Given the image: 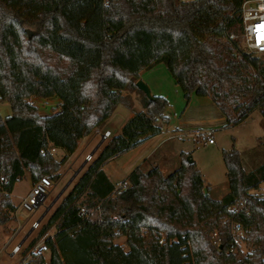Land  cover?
I'll return each instance as SVG.
<instances>
[{
	"label": "trees",
	"instance_id": "1",
	"mask_svg": "<svg viewBox=\"0 0 264 264\" xmlns=\"http://www.w3.org/2000/svg\"><path fill=\"white\" fill-rule=\"evenodd\" d=\"M244 1L0 0V100L12 110L0 114V176L9 193L27 170L34 183L43 175L58 181L82 138L119 104L132 108L125 91L141 94L144 108L104 145L31 243L55 226L45 239L49 260L32 253L27 264H264V203L249 193L264 179V164L247 172L239 150H224L229 192L218 200L189 153L169 175L136 167L124 189L103 169L163 132L168 100L149 99L136 85L142 70L159 63L187 100L210 97L226 125L254 109L264 114V59L231 37L241 33ZM53 97L60 104L41 115L32 98ZM50 146L66 155L56 159ZM235 204L244 208L233 212ZM14 209L12 197L0 194V225ZM232 219L249 227L251 252L230 251L224 222ZM216 230L220 249L210 236ZM120 236L128 249L115 242Z\"/></svg>",
	"mask_w": 264,
	"mask_h": 264
},
{
	"label": "rangeland",
	"instance_id": "2",
	"mask_svg": "<svg viewBox=\"0 0 264 264\" xmlns=\"http://www.w3.org/2000/svg\"><path fill=\"white\" fill-rule=\"evenodd\" d=\"M35 29V27H31ZM235 35L240 36V31H237ZM240 47L242 50L247 51L240 37ZM264 59V58H262ZM139 80H142L151 90L152 96H162L168 100V106L165 110V115L168 117V122L164 123L159 121L163 127L162 134L156 138L155 154L145 161L140 167L143 171L147 172L154 167H159L164 175H169L176 170L182 163V153H189L187 156L196 162L198 169L201 171L203 179L205 181V189L210 192L213 199H222L229 192V181L227 177V169L223 158V151L236 148L240 151L242 156V162L245 170L250 172L255 170L259 166L264 164V114L254 109L251 113L242 121L231 125H226L225 121L220 120L214 121L207 125L202 126H189L183 124V121L187 119H205L210 118L212 115L205 114L201 115L200 109L203 107L201 102L205 97L191 95L190 100L185 98V95L175 79L169 72L168 68L164 63H159L150 69L142 70L139 74ZM125 95H128L133 103L132 108L127 107L124 104H119L114 110L110 118H108L100 127L94 130L95 134L101 133L104 129L109 128L112 131L111 136L107 137L99 148V151L91 160L85 159L87 153L91 152L97 143V140L101 139L100 135L95 142H93L86 151L82 152L79 157L80 162L86 160V166L83 170L79 171L78 174L72 179L74 169L72 166L69 167L66 162L63 163V173H68V177L63 178L56 182V186L50 192L47 200L48 206H50V213L54 212L56 207L64 199V197L72 190L78 178L83 174L86 168L95 160L104 145L114 136L121 133V126L126 123L129 119L131 111L140 112L144 110L141 102V94L137 91H125ZM32 102L35 103L40 110H44L46 102H42L37 98H32ZM54 103H50L47 108L49 113L54 108ZM50 109V110H49ZM47 112L42 111V114ZM12 113L11 105L8 101L0 100V114L3 118ZM216 114H213L215 116ZM212 130L213 143L201 140V138H195L191 133V130L197 129H208ZM193 131V132H194ZM105 133V132H104ZM160 142V143H159ZM80 152V151H79ZM55 158L60 160L62 154L59 152L54 153ZM125 154L109 160L103 167L105 171L111 176L113 182L118 185L127 177L129 166L127 165L130 157L124 156ZM61 167V168H62ZM72 169V170H71ZM60 173V176L63 174ZM50 176V175H49ZM34 184V180L31 178L29 171L25 173L23 179L18 182L16 186V195H26ZM126 184V183H124ZM15 205L19 206L20 201L16 197L14 198ZM41 210H35L32 213H26L21 208L18 210V216L21 219L19 224L17 222H11L5 230L8 233H2L0 230V264H11L21 258V256H11L13 246L21 241V239L27 234L32 228V222L36 220L41 214ZM17 233L15 238L10 244L4 245L6 239L14 232ZM147 229L148 228H144ZM40 229H36L32 235L30 243L38 238ZM143 231V230H142ZM150 232V231H149ZM148 232V234H149ZM215 232V231H214ZM214 232H210L211 239H213ZM147 234V236H148ZM163 237L165 234H162ZM39 240V239H38ZM117 243L123 245L125 249H128L126 245V237L120 236L116 239ZM30 245V244H29ZM243 253L251 252L253 250L252 245L248 244L244 247ZM50 251L45 254V259L49 260Z\"/></svg>",
	"mask_w": 264,
	"mask_h": 264
},
{
	"label": "built area",
	"instance_id": "3",
	"mask_svg": "<svg viewBox=\"0 0 264 264\" xmlns=\"http://www.w3.org/2000/svg\"><path fill=\"white\" fill-rule=\"evenodd\" d=\"M184 3H191L195 0H180ZM108 3V0H106ZM241 33L240 36L232 34V38L240 37L247 51L264 58V0H245L241 8ZM212 130L210 129H197L192 132L195 138H201L209 143H213ZM111 136V131L107 130L103 134L104 138ZM57 147L50 146L49 151L54 154ZM42 152H45L44 150ZM93 155L87 154L85 159L91 160ZM5 182V177L0 176V194H6L12 196L5 188L3 183ZM54 183L49 175L41 176L37 182H35L31 189L26 195H17L20 201V208L26 213L34 212L49 196ZM118 188H125V185L121 182L118 184ZM250 195L264 203V179L259 183V185L249 191ZM244 206L242 204H235L230 207L233 212L239 213ZM224 225H228L230 228V234L233 241V247L230 249L232 253H238L244 251V247L248 245V238L250 229L242 221L232 219L231 221L226 220ZM41 227V222L39 220H34L32 222L33 229H39ZM149 230L143 229V235L147 236ZM44 235L36 241L27 251H24L22 244H15L12 248V254H19L21 258L16 264H27L32 253L44 254L45 251L49 249L46 246L44 240ZM213 239L215 245L220 249L222 246V237L219 231L216 230L213 234ZM160 243H164V238L160 239Z\"/></svg>",
	"mask_w": 264,
	"mask_h": 264
},
{
	"label": "crops",
	"instance_id": "4",
	"mask_svg": "<svg viewBox=\"0 0 264 264\" xmlns=\"http://www.w3.org/2000/svg\"><path fill=\"white\" fill-rule=\"evenodd\" d=\"M39 99L40 101L42 102H46V103H49V104H46L45 107H43L44 112H47V108L50 106V103H54V105L52 106L54 109L60 104V99L59 98H56V97H53V98H48V99H42V98H37ZM201 105L203 106L200 111L201 112V115H207V114H210L212 115L210 118L208 119H205V117L203 116L202 119H187L185 121H183V124L185 125H189V126H202V125H208L214 121H217V120H220L222 122L225 121V117L221 114V112L219 111V109L215 106V104L213 103V101L211 100L210 97L206 96L203 101L201 102ZM50 110V109H49ZM42 111L40 110V114L41 115H48V114H51L53 111L51 110L49 113H45V114H42ZM143 111V110H142ZM137 112V111H136ZM135 114V111H131L130 112V115H129V118L132 117L133 115ZM213 114H216L215 116H213ZM128 121V120H127ZM126 121V122H127ZM124 125L121 126V131H122V128H123ZM209 129V127H207ZM107 130H110L109 128H106L104 129L101 133L99 134H95L94 131L88 135V136H85L84 138L81 139L80 143H79V146L78 148L76 149V151L70 155H68L67 157V160L65 161V165L68 164L69 167L72 166V169H74V172L72 174V179L75 177L76 174H78L79 171L83 170V168H85V164H86V160H84L83 162H80L79 160V157L80 155L82 154V152L86 151V149L93 143L97 140L98 138V135H100L101 139L97 140V143L95 144V147L93 148V150L87 154H91L93 156H95L97 154V152L99 151V148L100 146L102 145V143L105 141L106 138L103 137V134L105 131ZM111 131V130H110ZM194 130H191V133L193 132ZM111 134H112V131H111ZM162 134V133H161ZM161 134L159 135H156V136H153V137H150V138H147L145 139V141L140 144L138 147L132 149L131 151L125 153L124 156H129L130 157V160L128 161L129 163L127 164L129 166V171L127 172V176L130 174V172L132 170H134L136 167L138 166H141L143 163H145V161H147L148 159H150L156 152V147L158 146V144H155V140L157 137H159ZM160 143V142H159ZM80 151V152H79ZM55 152H59L61 153L63 156L66 155V152L65 150L61 149V148H58L56 149ZM62 156V157H63ZM64 167V166H63ZM63 167L59 170V173H63ZM71 169V170H72ZM104 169V167H103ZM105 170V169H104ZM27 172V171H26ZM108 175V177L110 178V180L113 182V180L111 179V176L108 174L107 171H105ZM30 174V173H29ZM31 176V175H30ZM68 177V173H63L59 180H62L63 178H66ZM32 178V177H31ZM127 178V177H126ZM79 179V178H78ZM57 181V182H58ZM19 182V181H18ZM18 182L15 184V187H14V190L12 192V196L13 197V200H15L14 198L17 197L16 193H15V190H16V186L18 184ZM114 183V182H113ZM56 182H54V186L52 189H54V187L56 186ZM51 189V191H52ZM12 200V201H13ZM47 200H48V197L44 200V202L36 209V210H41V214L39 215V217L36 219V220H39L41 222V227L39 228L41 230V228L43 227V225L49 220V213H50V206H48L47 204ZM13 204L15 206V209L13 211H11V216H12V219L7 222L6 224L4 225H0V230L2 233H8V230H5L6 227H8V225L11 223V222H17L19 224V221L22 219L19 218L18 216V210L20 208V206H17L15 205L14 201H13ZM35 212V211H34ZM20 231V229L17 231H14L5 241L4 245H8L10 244L13 239L15 238V236L17 235V233ZM36 233V229H33L31 228V230L25 234V236L21 239V241L17 242L16 244H22V248L24 251H27L30 247H31V238L33 237V233ZM56 233V228L55 226H52L50 227L47 232L44 234V240L49 237V236H54V234ZM33 234V235H32ZM30 244V245H29ZM49 251V250H48ZM48 251H45L44 252V257H45V254L48 253ZM11 256H15V255H18V254H15L13 255L12 252H10ZM48 261V260H47ZM11 264H16V261L11 263Z\"/></svg>",
	"mask_w": 264,
	"mask_h": 264
},
{
	"label": "water",
	"instance_id": "5",
	"mask_svg": "<svg viewBox=\"0 0 264 264\" xmlns=\"http://www.w3.org/2000/svg\"><path fill=\"white\" fill-rule=\"evenodd\" d=\"M136 85H137V87H138L140 90H142V91L146 94V96H147L149 99H153V96H152V94H151V90H150V88L148 87L147 84H145L142 80H138V81L136 82ZM189 161L192 162L193 159L189 158Z\"/></svg>",
	"mask_w": 264,
	"mask_h": 264
}]
</instances>
